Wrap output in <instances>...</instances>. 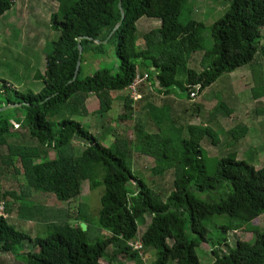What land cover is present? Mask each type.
<instances>
[{
    "label": "trees",
    "instance_id": "1",
    "mask_svg": "<svg viewBox=\"0 0 264 264\" xmlns=\"http://www.w3.org/2000/svg\"><path fill=\"white\" fill-rule=\"evenodd\" d=\"M15 1L0 0V18ZM121 1L123 21L120 0H59L61 17L51 14L50 27L60 36L46 56L44 74L38 76L41 90L22 93L6 83L0 86V109L18 105L0 111V148L7 150L1 154L6 170L20 172L28 189L60 202L77 199L86 181L92 191L105 187L97 223L108 236L90 242L88 219L80 216L76 224L47 223L45 236L31 238L11 224V208L1 203L0 252L12 253L16 246L28 243L29 250L22 254L24 264H102L112 249L109 261L123 256L141 264L142 251L154 249L157 264H200L197 250L210 243L215 248L213 264H264V231L258 227L264 214V168L237 159L233 151L218 161L214 175L209 176L201 143L207 136L218 143L213 128L188 126L181 155L175 161L171 151L164 150L169 141L162 142L161 135L136 126L142 154L155 158L162 172L174 168V191L165 198L135 175L129 165L127 142L114 141L106 146L74 119L87 112L90 95L99 100L97 114L109 112L117 99L113 93L128 90L138 74L163 95L172 96V91L180 88L191 100L193 94L200 96L222 75L252 64L264 29V0H224L231 5L212 27L214 46L201 63L211 62L200 72L189 68L188 61L203 49L201 24L179 22L184 0ZM143 17L161 22L160 28L145 35L146 49L139 48L137 36V22ZM121 21L107 44L95 43L106 41ZM80 37H84L81 56ZM110 55L117 59V66L109 69L103 63ZM98 66L100 70H96ZM133 100L130 97L124 102L131 111ZM219 108L231 113L222 102ZM158 110L150 108L151 112ZM158 115L153 117L162 128ZM75 138L85 144L81 154L63 153L61 149L69 147ZM50 150L58 152L57 157L49 158ZM171 160L173 163L167 162ZM218 191L224 192L219 200L204 201L197 196ZM31 208L35 206L27 203L19 211L25 221L31 220ZM147 216L151 222L139 241V227L146 225ZM212 216L228 217L222 235L242 231L253 234V240L237 239L234 246L226 236L209 240L205 220ZM82 223L87 225L86 231L81 229ZM135 244L141 249H135Z\"/></svg>",
    "mask_w": 264,
    "mask_h": 264
},
{
    "label": "rangeland",
    "instance_id": "2",
    "mask_svg": "<svg viewBox=\"0 0 264 264\" xmlns=\"http://www.w3.org/2000/svg\"><path fill=\"white\" fill-rule=\"evenodd\" d=\"M230 5L231 3L224 0H184L179 22L184 25L190 22L201 24L199 35L203 48L191 56L188 61L189 68L200 72L211 62L207 60L202 64V57L213 49L212 27L225 16ZM58 7L59 0H16L11 10L0 18V86L6 83L22 93L28 91L37 93L41 90L43 84L38 76L44 74L46 56L51 51L52 43L60 36L58 31L50 27V16L58 13ZM58 15L61 17V13ZM160 27L159 20L148 17H143L137 22L140 49H146L145 35ZM257 45L259 52L252 64L222 75L221 79L200 96L193 94L191 100L187 99L186 93L180 88L172 91V96H166L147 81L140 84L135 92L128 89L117 95L118 98L111 110L104 114H97L100 108L99 100L94 95H90L86 104L87 112L83 111L82 116L74 119L83 123L106 146H111L114 141L127 142L125 145L130 150L129 165L135 175L148 185H152L165 198L174 191V168L162 172L155 158L142 154L138 146L141 141L138 138L137 125H142L144 130L152 135H161L162 142L169 141L164 150L171 151V158L175 161L181 155V143L186 139L185 130L188 126L213 128L218 133V143L214 144L208 136L201 143L209 176L214 175L218 161L233 151L237 153V159L262 169L264 168V53L262 52L264 29ZM103 66L109 69L116 67L117 59L110 55ZM133 94H138L137 99ZM130 97H134L133 101H135L132 104V111L124 106L125 100ZM220 102L231 113H227L225 109H218ZM151 106L159 109L158 112H151ZM157 115L163 124L162 128L154 119ZM180 129H184L183 132ZM233 129L238 131L234 135L228 134ZM84 148L85 144L75 138L69 147L61 151L80 155ZM5 153H7L6 148H0V204L10 206L12 212L9 221L18 230L31 238L43 237L46 234L47 223L59 224L70 221L76 224L77 218L83 216L88 219L90 242L108 236V232L102 230L97 223L105 187L92 191L89 182L86 181L77 199L60 202L54 196L28 189L25 177L20 172L14 174L12 170H6L3 164L4 156H1ZM57 155L58 152L54 150L48 152L49 158H55ZM172 160L167 162L173 163ZM223 193V191L198 193L197 196L204 201L219 200ZM27 203L35 208L29 209L31 220L25 221L19 215V211ZM259 219L258 227L264 231V214ZM228 221L226 216H212L206 219L205 225L209 229L208 239L217 241L222 239V236H226L222 235V227L227 225ZM150 222L151 217L147 216L146 225L139 227L137 240L140 241ZM226 237L230 240L231 246L235 245L237 239L252 241L254 238L253 234L242 231L230 232ZM29 245L25 243L24 246H16L12 253L0 252V264H24L22 254L29 250ZM213 249L215 248H212L210 243H203L200 246L197 250L200 264H213ZM111 256L112 249H109L101 261L102 264H139L134 259L123 256H115L109 261L108 258ZM142 259L141 264H157V251L144 249ZM170 264L176 263L171 261Z\"/></svg>",
    "mask_w": 264,
    "mask_h": 264
},
{
    "label": "water",
    "instance_id": "3",
    "mask_svg": "<svg viewBox=\"0 0 264 264\" xmlns=\"http://www.w3.org/2000/svg\"><path fill=\"white\" fill-rule=\"evenodd\" d=\"M119 9H120V11H121V13H122V21H123V19L125 18V14H124V11H123V6H122V1L120 0V2H119ZM122 21L121 22H119L116 26H115V28H114V30L111 32V34H110V36L106 39V41H102V40H95V43H97V44H100V45H102V44H107L108 43V41H109V39L112 37V35L121 27V25H122ZM84 37H80V38H78V47H79V53H80V56L82 55V53H83V48H82V46H81V43H80V41H81V39H83ZM86 39H90V40H92L91 38H89V37H85ZM80 66H81V62H80V60L78 61V64H77V70H79V68H80ZM101 69V67L100 66H98V68H96V70H100ZM16 106H18V105H9V106H7V107H5V108H3V109H0V111H4V110H6V109H9V108H14V107H16ZM81 229L83 230V231H86L87 230V225L86 224H84V223H82L81 224Z\"/></svg>",
    "mask_w": 264,
    "mask_h": 264
},
{
    "label": "built area",
    "instance_id": "4",
    "mask_svg": "<svg viewBox=\"0 0 264 264\" xmlns=\"http://www.w3.org/2000/svg\"><path fill=\"white\" fill-rule=\"evenodd\" d=\"M146 82V78L142 79L140 74H138L137 76V80L136 82L129 88L131 91L135 92L137 90V88L139 87L140 84H143ZM135 97V99H137V95L138 94H133ZM134 98V97H133ZM135 249H141V245L139 244H135Z\"/></svg>",
    "mask_w": 264,
    "mask_h": 264
},
{
    "label": "crops",
    "instance_id": "5",
    "mask_svg": "<svg viewBox=\"0 0 264 264\" xmlns=\"http://www.w3.org/2000/svg\"><path fill=\"white\" fill-rule=\"evenodd\" d=\"M154 70H155V68H154ZM126 91V90H125ZM124 91H122V92H114L113 94L115 95V97L117 96V95H120V94H122ZM117 98H118V96H117ZM116 101V99L113 101V103Z\"/></svg>",
    "mask_w": 264,
    "mask_h": 264
}]
</instances>
